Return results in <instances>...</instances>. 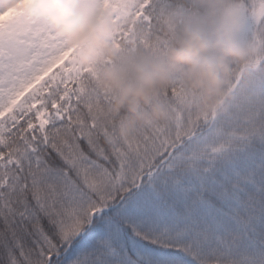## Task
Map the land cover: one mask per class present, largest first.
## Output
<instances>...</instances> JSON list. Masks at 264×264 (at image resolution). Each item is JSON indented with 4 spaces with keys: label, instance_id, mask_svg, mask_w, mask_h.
Instances as JSON below:
<instances>
[{
    "label": "snow or ice",
    "instance_id": "6c2138e0",
    "mask_svg": "<svg viewBox=\"0 0 264 264\" xmlns=\"http://www.w3.org/2000/svg\"><path fill=\"white\" fill-rule=\"evenodd\" d=\"M48 6L29 0L0 20V76L25 51L51 61L53 73L68 66L71 56L56 62L77 47L50 23ZM245 6L264 35V0ZM129 7L159 38L177 6L77 0L76 14L103 35L120 25L123 40ZM45 83L43 96L0 118V264H264V94L221 122L122 139L96 111L106 97L88 73Z\"/></svg>",
    "mask_w": 264,
    "mask_h": 264
},
{
    "label": "rangeland",
    "instance_id": "374dc122",
    "mask_svg": "<svg viewBox=\"0 0 264 264\" xmlns=\"http://www.w3.org/2000/svg\"><path fill=\"white\" fill-rule=\"evenodd\" d=\"M171 1L177 7L170 12V15L174 16L173 20L169 22L164 16L161 18L162 37L154 36L152 40L147 38L148 33L140 23L139 14H132L130 7L125 21L130 35L123 40H117L115 33L100 34L106 45L102 48L106 47L110 54L109 50L115 46L116 49L113 51L118 53V56L113 55L107 60L114 69H111L105 82L101 85L94 83L102 96L106 97L105 100H109L110 106L98 103L94 107L109 124H114L116 134L122 139L134 137L143 129L168 128L186 120L192 124L198 121L211 123L215 108L218 106V110L222 106L218 103L236 84L233 83L232 77L237 79L240 73L238 68L251 58V67H258L260 64L261 67L240 76L241 82L233 90V99L229 98L230 103L239 102L238 105L249 103L248 110H254L257 98L264 94V35H256L252 22L246 18L245 13L251 10L246 8L245 0H167L168 3ZM28 2L29 0H4L2 5L4 11L0 20L18 16ZM123 2L127 5L130 0ZM179 6H182V10ZM256 15L264 16V10L258 9ZM120 27L118 24H113L112 31L117 32ZM192 35H198L208 47L196 57L195 65L174 63L172 53L183 48ZM111 38L116 39L114 44L110 43ZM160 44L162 50H156L157 59L162 68L169 67L171 72L168 74L155 71L152 67H143L144 60L137 59L138 50L142 47H152L155 50V46ZM89 47L88 44L77 47L74 56L73 50H70L56 63L63 65L65 61H69L70 56L74 59L80 56V53H87ZM98 47L100 46L92 48ZM229 50H234L238 55H228ZM94 53L100 57L102 55V52ZM206 65L216 68L215 83L219 87L213 91L211 86L215 83L203 79L200 75ZM51 67V61L33 56L26 51L6 67L3 76H0V118L25 106L26 99H35L37 96L35 93L40 88H44L45 82L50 83L53 77H62L63 73L67 74L69 71V69L65 71L62 67L58 72L53 73ZM146 74H154L157 82L145 96H139L136 94L138 89L148 88ZM167 79L173 84H178L176 89L179 90L180 95H183L181 98L172 94L170 105L167 98L160 100L159 89L156 87ZM182 79H187L188 82H183ZM189 84L195 87L194 91L192 88L189 90ZM240 86L250 90L241 95ZM38 101L41 103L40 100ZM116 104L126 111L125 115H120L121 112L118 111ZM112 109L117 111L120 119L115 115L109 120V115L114 113ZM222 114L224 116L220 117L216 111L215 122H221L226 118L225 116L233 115L232 108L224 107ZM136 118L138 125L134 124Z\"/></svg>",
    "mask_w": 264,
    "mask_h": 264
},
{
    "label": "trees",
    "instance_id": "16d2710c",
    "mask_svg": "<svg viewBox=\"0 0 264 264\" xmlns=\"http://www.w3.org/2000/svg\"><path fill=\"white\" fill-rule=\"evenodd\" d=\"M173 1H175V0H173ZM229 1H232V0H229ZM182 3H184V1H182ZM170 4H173L172 1ZM164 18H166V20L170 22L171 20H173L174 16L170 15V12H166L164 15ZM114 33L116 35L117 32L112 31V34H114ZM147 38H150L152 40L154 38V36L150 37L149 35H147ZM167 41L169 43L171 42V40H167ZM115 42H116V39L111 38L110 43L114 44ZM114 49H116L115 46L113 49L111 48L109 50L110 54L108 53L106 47L105 48L98 47L96 49L91 48V51H88L87 53H80V56H77L74 59H72L71 61H69L68 66L65 68V71H67V69H69L67 74L63 73L62 77H59V78L53 77V79L50 83H54V84L58 85L62 80H67L69 78L78 79L81 74L88 73L92 77L94 83H96L97 85L103 84L106 80V77L111 73V69H114V67L107 62V60L110 57H112L113 55L118 56V53L113 51ZM156 50H162V44L155 46V50L152 47H147V48L142 47V49L138 50L137 59L144 60L145 63L143 64V67H152V68H155V71L165 72L166 74L170 73L171 70L169 69L168 66H165L164 68H162L160 66L159 60L157 59ZM94 52H98V53L102 52L101 57L97 53H94ZM251 59L243 62L238 69H242L244 67L251 65L252 64ZM182 81L188 82L187 79L186 80L182 79ZM190 81H192V79H190ZM232 81H233V83H235L236 77H232ZM218 82H219V78H218ZM163 83H166V84H163ZM163 83H159L156 85V87L159 89L160 100L167 98L168 104H169V100L171 99L172 94H175L178 97L181 96V98L183 97V95L179 94V90L176 89V86H178V84H173L170 79L165 80V82H163ZM189 85H190L189 90H191V88H192V90L194 91L195 87L192 86L191 84H189ZM46 87H47V85L45 84L44 88L43 87L40 88L35 94L43 96L45 91H46ZM216 87H219V85H217V83H215V85L212 84L211 91H213ZM111 91H113V90H111ZM233 94H234V92L232 93V95L229 98L233 99ZM229 98L217 110V115L219 114L220 117L224 116V114H222V112L224 111V107H226V106H230L232 108L233 115H235L237 113H246L249 111L248 110V109H250V107L248 106L249 103H247L246 105L245 104L244 105H238L239 102H231L230 103ZM108 102H109V100H104L102 102V104L110 106ZM36 103L39 104V101L37 100ZM116 107L119 109L118 111L121 112L120 115H125L124 112H126V111L124 109H122L117 104H116ZM239 110H241V111L239 112ZM112 112H114V113L109 115V120H111L115 115H118L117 119H120L119 114L116 113L117 111L115 112L112 109ZM225 117H227V116H225ZM137 122H138V119L136 118L134 121V124L138 125L139 123H137ZM185 122H187V120ZM198 122H201V121H198ZM217 122H219V121H217ZM201 123H204V122H201ZM209 124H211V123H209Z\"/></svg>",
    "mask_w": 264,
    "mask_h": 264
},
{
    "label": "clouds",
    "instance_id": "9594fccd",
    "mask_svg": "<svg viewBox=\"0 0 264 264\" xmlns=\"http://www.w3.org/2000/svg\"><path fill=\"white\" fill-rule=\"evenodd\" d=\"M76 4L77 0H49V6L44 9V13L57 32L61 36L69 38L70 46L79 47L88 44L90 45L89 51L92 47L106 46L100 35L102 27L94 20L77 15ZM207 47L208 45L198 35H192L183 48L172 53L173 62L195 65L196 57ZM227 54L238 55L234 50H229ZM200 75L203 79L216 82V68L212 65H206ZM160 79L162 80V77ZM146 82L148 88L138 89L137 95L145 96L157 82V77L154 74H146Z\"/></svg>",
    "mask_w": 264,
    "mask_h": 264
}]
</instances>
